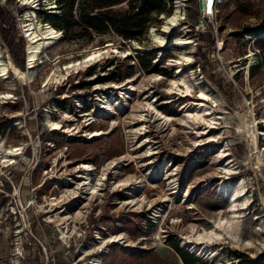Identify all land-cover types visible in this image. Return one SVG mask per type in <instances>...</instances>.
I'll return each instance as SVG.
<instances>
[{"label": "rangeland", "instance_id": "1", "mask_svg": "<svg viewBox=\"0 0 264 264\" xmlns=\"http://www.w3.org/2000/svg\"><path fill=\"white\" fill-rule=\"evenodd\" d=\"M179 1L168 33L161 30L177 0L152 12L137 38L111 28L59 37L27 68L25 25L31 17L49 23L40 11L58 12L56 2L0 0V52L10 73L0 92L11 93L0 98V140L22 147L14 162L0 164V264H186L176 241L195 253L193 264H246L235 252L264 264V61L254 30L264 22V0H223L206 20L200 0ZM152 27L191 42L158 46ZM103 46L112 51L65 68ZM183 51L190 59L176 63ZM141 52L151 57L147 68ZM181 78L187 92L171 87ZM201 102L213 120L185 118ZM237 181L245 189L232 207L226 189ZM208 230L222 233L206 242L213 251L192 250Z\"/></svg>", "mask_w": 264, "mask_h": 264}, {"label": "trees", "instance_id": "2", "mask_svg": "<svg viewBox=\"0 0 264 264\" xmlns=\"http://www.w3.org/2000/svg\"><path fill=\"white\" fill-rule=\"evenodd\" d=\"M58 12H45L43 18H47L49 23L57 29H60L62 35L60 38L66 40L78 39L82 36L91 38L94 34H103L111 28L121 34L124 39L137 38L145 31L152 12L164 10L163 0H54ZM127 2L128 7L125 10L114 12V4ZM264 19V18H263ZM259 33L256 43L263 56L264 61V22H261L254 29ZM250 31V30H248ZM253 31V29H252ZM261 33V34H260ZM138 53V51H136ZM137 58L144 68L150 66V58L144 60V52L137 54ZM260 61L256 60L252 66H257ZM73 87H79V83H73ZM172 247L183 258L186 264H193L198 258L195 253L178 242H173ZM246 264H254L255 259L250 258L246 253L235 252Z\"/></svg>", "mask_w": 264, "mask_h": 264}, {"label": "bare ground", "instance_id": "3", "mask_svg": "<svg viewBox=\"0 0 264 264\" xmlns=\"http://www.w3.org/2000/svg\"><path fill=\"white\" fill-rule=\"evenodd\" d=\"M22 1L24 3L26 2V0H22ZM28 1H30L33 4V2L35 0H27V2ZM179 8H180V1L177 0V3L174 6L173 12L168 15L166 20H164L163 29L161 31H165V30L167 31L169 29L170 25H176L178 23ZM29 13L30 12L28 10V12L25 15H28ZM28 20H29V22L26 23V25H25V26H27V28L25 29V35L27 36V39H28V44L26 46V58H25V63H26L27 68L33 66L34 60L37 57L38 53L42 50V48L45 47L48 43L53 42L60 34V29L53 27L49 23H43L42 22L43 24L40 25L38 23L39 21L37 22L35 19H33V17H31V19H28ZM39 27H42V29L40 30ZM37 29L40 30V32H38ZM148 33H149L150 38L155 43H157L158 46L159 45L163 46V45L174 44V45H178L180 47H187V45L191 42L189 39H187V37H182V36H172V37L168 38L162 34L157 33L153 27L148 31ZM167 33H168V31H167ZM140 46L141 45L139 43H137L136 41H133V43H132L133 48H140ZM108 51L109 50H108L107 46H106V48H105V46H103V47H98V48L92 49L85 56H83V58H82L83 60L79 59L76 62L72 61L71 63L66 65L65 68H69L72 66L79 67V65H81L83 62L93 60V59L101 56L103 53H106ZM110 51H112V50H110ZM159 55L161 56V55H163V53L160 52ZM189 59H190V55L187 54L185 51H183V52H180L178 58H176V63H181L182 60L188 61ZM179 72H182V68H179L176 71V73H179ZM17 74H18V77L21 78V77L26 75V71L20 70L17 72ZM9 77H10V73H9L8 64L3 60L1 52H0V78L1 79H7ZM50 77L51 76L46 77L45 83L48 82ZM53 78L56 79L57 77L54 76ZM181 85L184 87L185 92H187L190 88V84L183 78H181L180 81L176 80V79L172 80L171 87H176V89L180 90L179 87ZM199 95H201V99L202 98L203 99L209 98L208 92L203 88H200V94ZM10 96H11L10 92H7V91H1L0 92V98H6V97H10ZM212 101H214V103H217L220 101V99L214 97V98H212ZM199 105L200 106H198V107H194V114L186 115L185 118H190L194 122H197V120H206L207 118L213 120L214 117L212 116V114L210 112V110H211L210 107L206 106L205 103H202V102L199 103ZM95 113H96V110H95ZM155 114H156V112H155ZM158 117H159V115H158ZM161 118H163V120L164 119H166V120L170 119V118L166 117L164 114L162 116H160V119ZM50 123H51V125L55 126L54 128L58 127V125H59V123L56 121H50ZM240 127L243 129V131H246V133H247V130L249 127V121L245 120V119H241ZM21 148H22L21 146H17V145L5 146L3 144V141L0 140V164L2 166H7L8 164H11L12 162H14L15 161L14 156L21 153V150H22ZM81 167L87 168L88 166L82 165ZM236 185L237 186H234L232 188V190L226 189V193H227L226 195H228V197H230L232 207L236 206V202H237L236 196L239 195L238 192L243 191L245 189L244 188L245 185L242 182L237 181ZM247 202H248V198L246 197V195H243V200L239 201V203L244 205ZM236 207H238V205ZM234 209H232L231 218H227L224 221L225 222L224 224H228V226H229L230 220H232V219H234V217H236L237 211ZM218 224H220V222H218ZM221 235H222L221 231H218V230L217 231L210 230L209 232L197 233L195 236L196 241H194L192 243L191 249L198 251L199 253H202V252H210L211 253L213 250H209V247L207 246L206 242L212 241V240L213 241L217 240ZM16 248L18 249V250H16V253L17 254L21 253L20 246H17Z\"/></svg>", "mask_w": 264, "mask_h": 264}, {"label": "built area", "instance_id": "4", "mask_svg": "<svg viewBox=\"0 0 264 264\" xmlns=\"http://www.w3.org/2000/svg\"><path fill=\"white\" fill-rule=\"evenodd\" d=\"M163 1H168V0H163ZM221 1H223V0H221ZM221 1L220 0L219 1L218 0H210V3H209V0H200L201 17L204 20L210 18L214 13V11L217 7V4ZM10 207H12V205H10ZM10 212L13 213L15 211L10 209Z\"/></svg>", "mask_w": 264, "mask_h": 264}, {"label": "clouds", "instance_id": "5", "mask_svg": "<svg viewBox=\"0 0 264 264\" xmlns=\"http://www.w3.org/2000/svg\"><path fill=\"white\" fill-rule=\"evenodd\" d=\"M209 3H210V0H209Z\"/></svg>", "mask_w": 264, "mask_h": 264}, {"label": "water", "instance_id": "6", "mask_svg": "<svg viewBox=\"0 0 264 264\" xmlns=\"http://www.w3.org/2000/svg\"><path fill=\"white\" fill-rule=\"evenodd\" d=\"M52 8V7H51Z\"/></svg>", "mask_w": 264, "mask_h": 264}]
</instances>
